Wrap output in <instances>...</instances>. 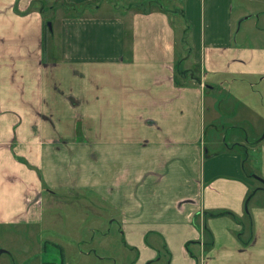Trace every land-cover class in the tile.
Here are the masks:
<instances>
[{
    "label": "crops",
    "instance_id": "obj_1",
    "mask_svg": "<svg viewBox=\"0 0 264 264\" xmlns=\"http://www.w3.org/2000/svg\"><path fill=\"white\" fill-rule=\"evenodd\" d=\"M113 1L0 0V228L88 193L130 264H264V0Z\"/></svg>",
    "mask_w": 264,
    "mask_h": 264
},
{
    "label": "rangeland",
    "instance_id": "obj_2",
    "mask_svg": "<svg viewBox=\"0 0 264 264\" xmlns=\"http://www.w3.org/2000/svg\"><path fill=\"white\" fill-rule=\"evenodd\" d=\"M234 2L242 4L246 0ZM120 4L119 0H114L112 5L118 7ZM71 7L78 9L80 5ZM57 9L49 11L46 6V19L52 21ZM105 9L101 8L95 14L114 11ZM75 12L73 15L79 13ZM51 21L48 24L55 33L57 23ZM192 73L194 75L195 71ZM210 134L211 130L207 129L205 139ZM93 198L88 193L61 194L59 200L52 202L46 196L38 224L0 228V264H41V261L60 264L59 252L63 264H130L132 253L122 248L117 224L108 219L107 209ZM44 244L47 245L46 252L42 251Z\"/></svg>",
    "mask_w": 264,
    "mask_h": 264
},
{
    "label": "trees",
    "instance_id": "obj_3",
    "mask_svg": "<svg viewBox=\"0 0 264 264\" xmlns=\"http://www.w3.org/2000/svg\"><path fill=\"white\" fill-rule=\"evenodd\" d=\"M43 40H44V37H43ZM217 214H221V212H219V213H217ZM226 215H230V214H228V213H225ZM213 215H216V214H212L211 216H213ZM208 215H205V218L207 217ZM204 218V217H203ZM167 262V258L165 259V263Z\"/></svg>",
    "mask_w": 264,
    "mask_h": 264
}]
</instances>
